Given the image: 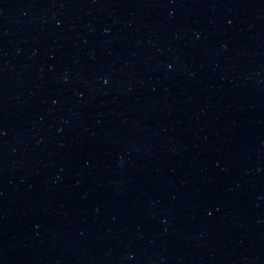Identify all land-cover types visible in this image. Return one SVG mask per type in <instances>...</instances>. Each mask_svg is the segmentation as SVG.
<instances>
[{"label":"water","instance_id":"obj_1","mask_svg":"<svg viewBox=\"0 0 264 264\" xmlns=\"http://www.w3.org/2000/svg\"><path fill=\"white\" fill-rule=\"evenodd\" d=\"M0 264H264V0H0Z\"/></svg>","mask_w":264,"mask_h":264}]
</instances>
